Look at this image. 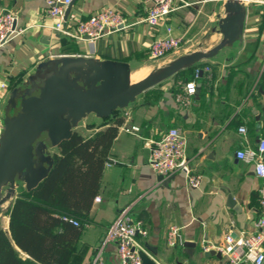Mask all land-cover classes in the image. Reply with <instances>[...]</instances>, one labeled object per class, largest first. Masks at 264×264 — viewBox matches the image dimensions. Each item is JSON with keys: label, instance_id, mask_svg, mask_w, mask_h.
Here are the masks:
<instances>
[{"label": "crops", "instance_id": "obj_1", "mask_svg": "<svg viewBox=\"0 0 264 264\" xmlns=\"http://www.w3.org/2000/svg\"><path fill=\"white\" fill-rule=\"evenodd\" d=\"M183 1L190 5L183 7L178 2L169 19L152 28L144 21L150 9L145 0H72L70 13L80 20L112 7L127 25L89 43L57 32L42 0H0V13H14L16 27L23 31L0 48V133L6 118L18 111L11 100L13 92L33 82L41 84L51 73L45 66L59 58L127 64L132 76L136 71L147 72L155 66L162 69L180 56L214 48L221 41L218 29L225 15L224 0ZM242 4L244 28L233 46L145 91L126 109L117 111L123 124L109 150L98 194L81 223L67 264H90L110 224L123 211L147 231V237L137 239L155 264H228L224 255L206 257L203 245L222 244L227 234L239 238L255 233L261 212L259 189L264 179L256 175L253 163L237 160L236 154L255 149L264 139V5L256 0H243ZM167 28L183 42L175 52L153 61L148 56L149 47L154 39L166 35ZM206 67L209 71L195 80L196 92L190 104L180 106L174 95L183 90L184 83L194 80L196 69ZM111 122L89 115L73 131L87 139ZM131 127L136 131H125ZM239 127L245 128V135L238 132ZM171 128L178 129L186 139L190 169L201 177L197 189L189 188L180 173L159 181L161 176L148 163V144ZM53 149L51 156L58 153V147ZM24 190L22 185L17 187L1 212L0 228L8 236L10 209ZM229 198L235 203L232 207ZM172 226L180 228L182 245L166 244ZM104 258L105 264H119L114 244L106 245Z\"/></svg>", "mask_w": 264, "mask_h": 264}, {"label": "water", "instance_id": "obj_2", "mask_svg": "<svg viewBox=\"0 0 264 264\" xmlns=\"http://www.w3.org/2000/svg\"><path fill=\"white\" fill-rule=\"evenodd\" d=\"M242 1L224 0L225 15L218 29L221 41L214 48L180 56L140 82H131L127 64L62 57L45 66L51 73L41 84L33 82L17 88L11 100L18 111L6 118L0 133V206L16 194L17 187L22 185L30 191L47 177L52 165L48 150L69 140L73 129L89 115L108 119L145 91L233 46L244 28ZM228 203L231 207L235 204L231 198ZM216 254L205 252L206 257ZM141 260L143 264H155L145 255Z\"/></svg>", "mask_w": 264, "mask_h": 264}, {"label": "built area", "instance_id": "obj_3", "mask_svg": "<svg viewBox=\"0 0 264 264\" xmlns=\"http://www.w3.org/2000/svg\"><path fill=\"white\" fill-rule=\"evenodd\" d=\"M46 8L47 17L53 20V28L66 38H71L76 42L95 40L123 30L127 25L119 11L112 7L91 15L87 20H80L76 15L70 13L69 6L72 0H42ZM150 5L147 17L144 21L152 28L161 25L169 19V16L178 8V2L183 7L190 4L183 0H145ZM264 5V0H256ZM17 17L10 12L0 13V48L12 41L23 31L16 27ZM171 28H167L166 35L154 39L149 47L148 56L153 61H160L168 54L175 52L182 44V38H175L171 35ZM209 71L196 69L193 74L194 80L184 83L181 92L174 95L176 103L180 106H188L190 99L195 95V80H198L202 72ZM127 131H136V128H126ZM238 132L245 135L244 127H239ZM148 163L153 171L163 177L173 176L177 173L184 174L189 188L197 189L201 183V177L192 172L189 159L186 153V139L178 129L171 128L163 133L158 141L148 144ZM237 160L246 163H253L255 173L264 179V139H260L255 149L238 151ZM109 166V164L107 165ZM95 201H99L96 198ZM259 205L261 207L260 216L256 221L255 233L252 235H241L233 238L227 234L222 244L216 245L206 242L203 245L204 252L215 251L228 258V264H241L249 261L251 264H264V185L259 189ZM73 226H78V222L69 221ZM180 228L172 226L166 234V244L170 247L182 245ZM147 237V231L139 221H132L128 211H123L117 219L110 224L104 238L103 244L98 248L90 264H105L104 251L107 244H114L117 247L119 264H143L141 255L147 256L145 246L137 239Z\"/></svg>", "mask_w": 264, "mask_h": 264}, {"label": "trees", "instance_id": "obj_4", "mask_svg": "<svg viewBox=\"0 0 264 264\" xmlns=\"http://www.w3.org/2000/svg\"><path fill=\"white\" fill-rule=\"evenodd\" d=\"M108 119L109 126L90 138L73 131L53 154L47 177L34 189L20 192L9 213L10 235L0 231V264L68 263L123 124L117 111ZM73 220L78 226L69 222Z\"/></svg>", "mask_w": 264, "mask_h": 264}, {"label": "rangeland", "instance_id": "obj_5", "mask_svg": "<svg viewBox=\"0 0 264 264\" xmlns=\"http://www.w3.org/2000/svg\"><path fill=\"white\" fill-rule=\"evenodd\" d=\"M160 67H162V66H160ZM157 70H159L158 69V67L157 66H155L154 68H151V69H149L147 72H145L144 70H140V71H136L133 75H132V79H134V81L135 82H138V81H141L143 78H144V75L146 74V75H148V74H150V73H152V72H155V71H157ZM17 113V110H15V112H14V115ZM89 117V116H88ZM87 117V118H88ZM83 121V120H82ZM52 150H55V149H49L48 150V152H52L53 153V151ZM50 155V154H49Z\"/></svg>", "mask_w": 264, "mask_h": 264}, {"label": "bare ground", "instance_id": "obj_6", "mask_svg": "<svg viewBox=\"0 0 264 264\" xmlns=\"http://www.w3.org/2000/svg\"><path fill=\"white\" fill-rule=\"evenodd\" d=\"M130 79H131V82H132V83H137V82L134 81V79H132V76H131V75H130ZM143 79H144V78H143ZM143 79H142V80H143ZM142 80H141V81H142ZM138 82H140V81H138ZM8 205H9L8 201H5V202L0 206V212L5 211L6 208L8 207Z\"/></svg>", "mask_w": 264, "mask_h": 264}]
</instances>
